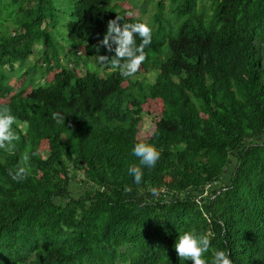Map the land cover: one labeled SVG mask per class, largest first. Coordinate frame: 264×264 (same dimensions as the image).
I'll list each match as a JSON object with an SVG mask.
<instances>
[{"label": "trees", "instance_id": "16d2710c", "mask_svg": "<svg viewBox=\"0 0 264 264\" xmlns=\"http://www.w3.org/2000/svg\"><path fill=\"white\" fill-rule=\"evenodd\" d=\"M139 1L0 0V107L24 125L0 148V264H192L186 230L209 235V262L264 264V0ZM150 1L137 74L89 69L114 55L108 20ZM141 140L161 154L136 183Z\"/></svg>", "mask_w": 264, "mask_h": 264}, {"label": "clouds", "instance_id": "9594fccd", "mask_svg": "<svg viewBox=\"0 0 264 264\" xmlns=\"http://www.w3.org/2000/svg\"><path fill=\"white\" fill-rule=\"evenodd\" d=\"M151 41L152 26L150 23L144 20L129 22L125 21L123 15H117L108 20L107 30L100 41V45L105 46L114 55L111 57L97 55L95 56L96 62L99 64L110 63L119 70L122 77H133L137 74L142 62L145 61V47ZM96 47L99 48V45ZM53 117L58 123L65 121V116L62 113L54 112ZM16 121L17 117L9 107H0V148L11 149L14 142L19 140V135L13 127ZM131 151L135 157L139 158V164L130 165L128 171L132 174L135 182L140 183L143 176L142 166H154L161 153L155 144L144 140L136 142ZM25 173L26 168L20 167L16 172L10 174L13 179H18ZM210 243L209 235L196 230H186L178 235L174 247L180 258L185 261L191 260L192 264H234L231 255L225 249H216L209 262L206 253H208Z\"/></svg>", "mask_w": 264, "mask_h": 264}, {"label": "rangeland", "instance_id": "374dc122", "mask_svg": "<svg viewBox=\"0 0 264 264\" xmlns=\"http://www.w3.org/2000/svg\"><path fill=\"white\" fill-rule=\"evenodd\" d=\"M143 1V0H140L139 3ZM165 4H166V8H165V12L164 14H166V16H170V13L168 12L169 10V6H168V2L165 0ZM202 4H204V6L206 7V10L207 12H210L209 9H208V5H209V0H197V7L199 8ZM61 5V3L59 4ZM124 6V5H123ZM135 8H132L131 9V12L134 10ZM155 11V6L153 5V3L150 1L149 3H147V6L145 8H142V10L140 9V12L138 13V10H134L132 13L134 15H138V17H140L141 20H144L148 23H150L151 26H153L154 24H152V17L154 15V12ZM138 13V14H137ZM55 34L58 33V36L62 39V37L65 36V32H63V30L61 31H54ZM66 42L68 40H65ZM63 40V44L65 46V48L67 47L65 45V42ZM96 66V67H95ZM99 66V63L96 62V58H92L90 59L89 63H88V67L89 69H95ZM18 73H14V77H16L15 75H17ZM141 76H137V79L140 78ZM155 77V72L153 70H150L148 71L147 73H145L143 75V78H145V80H147L148 82H151L153 81ZM14 79L12 78L11 79V83H13ZM46 81L45 79L42 77V76H37L35 81H34V84L37 85V84H45ZM153 118V115H149V114H146V113H143L142 114V123H141V127L143 128V130H148L149 129V126H150V122ZM17 123L19 121H16ZM18 127L20 128H24V125L20 122L17 124Z\"/></svg>", "mask_w": 264, "mask_h": 264}]
</instances>
